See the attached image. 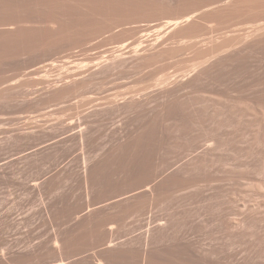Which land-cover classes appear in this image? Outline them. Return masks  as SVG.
I'll use <instances>...</instances> for the list:
<instances>
[{
    "label": "rangeland",
    "instance_id": "obj_1",
    "mask_svg": "<svg viewBox=\"0 0 264 264\" xmlns=\"http://www.w3.org/2000/svg\"><path fill=\"white\" fill-rule=\"evenodd\" d=\"M0 264H264V0H0Z\"/></svg>",
    "mask_w": 264,
    "mask_h": 264
},
{
    "label": "bare ground",
    "instance_id": "obj_2",
    "mask_svg": "<svg viewBox=\"0 0 264 264\" xmlns=\"http://www.w3.org/2000/svg\"><path fill=\"white\" fill-rule=\"evenodd\" d=\"M178 23H179L178 21L175 22V24H178Z\"/></svg>",
    "mask_w": 264,
    "mask_h": 264
}]
</instances>
